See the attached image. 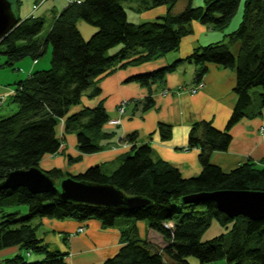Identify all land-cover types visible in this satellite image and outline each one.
I'll return each instance as SVG.
<instances>
[{"label": "trees", "instance_id": "trees-1", "mask_svg": "<svg viewBox=\"0 0 264 264\" xmlns=\"http://www.w3.org/2000/svg\"><path fill=\"white\" fill-rule=\"evenodd\" d=\"M126 1L132 0H71L54 18L44 38L38 37L44 16H18L16 24L0 40L8 64L26 56L37 59L49 44L52 46L51 66L20 79L11 95L16 110L0 114V182L8 171L39 166L44 155L58 153L61 122L64 133L76 134L80 151V155H69V160H79L83 153L101 149L99 138L111 134L102 129L110 119L109 113L103 100L73 110L83 96L99 95L100 79L119 67L137 66L177 50L183 37L192 32L195 20L212 28H224L243 3L241 20L226 40L196 46L183 58L125 79L148 88L149 93L137 101L146 111L155 104L152 85L164 80L183 60L195 64V81L204 77L211 64L230 67L236 74L237 98L232 113L223 129L207 119L191 124L187 146L200 149L202 166L194 176L185 177L170 162L155 159L150 144L136 145V131L126 134L125 139L132 146L111 172L99 164L75 174L61 167L46 170L57 182L72 175L78 180L110 183L127 195L148 199L147 204L132 210L62 200L54 193L33 192L23 185L0 187V250L19 246L28 253L33 250L41 254L36 260H28L16 253L0 260V264H67L65 251L51 248L38 236L36 225L31 223L36 216L80 220L94 217L105 226L114 225L119 218L142 219L164 239L162 245H157L140 238L133 223L122 230L123 244L103 264H188L190 256L197 257L200 264H216L218 260L227 264H264V217H230L210 197L186 200L216 190H264V165L248 160L224 170L211 160L213 151L229 147L231 127L245 116L260 113L264 107V0H200V4L187 0L178 12L173 8L179 0H140L144 10L167 7L164 14L143 22L128 18ZM15 2L19 6L21 0ZM80 19L95 27L88 38L77 25ZM117 44L120 47L109 53ZM234 44L238 45L236 51L232 49ZM256 86L262 90L258 93V106L251 113L252 89ZM158 130L167 139L172 125L160 122ZM14 203L27 204L28 213L19 216L16 211L3 208ZM213 219L223 231L202 240Z\"/></svg>", "mask_w": 264, "mask_h": 264}, {"label": "crops", "instance_id": "crops-1", "mask_svg": "<svg viewBox=\"0 0 264 264\" xmlns=\"http://www.w3.org/2000/svg\"><path fill=\"white\" fill-rule=\"evenodd\" d=\"M194 2L200 4V0H194ZM68 3V0H27L26 6H17L18 16H44L49 21L48 27H50L54 18ZM186 3L187 0L184 1L182 7ZM166 9L167 7L164 5L161 8L148 9L144 13L146 16L154 13L159 16L164 14ZM135 17L138 16L134 14L131 17L128 14V18L132 21H136ZM241 17L242 9L239 7L235 16L222 29L212 28L195 20L192 22V32L183 37L177 50L137 66L119 67L104 75L99 81L101 93L91 98L84 95L81 104L73 108V110H77L83 105L94 106L103 100L110 119L120 118V122L117 124L107 122L103 125V131L111 132V134L106 138H99L102 148L96 152L83 153L79 160H68L69 155L73 157L80 155V151L77 146L76 134L73 132L64 133V124L61 122L59 124V132L62 136L61 148L58 153L44 155L39 162V167L44 170L61 167L75 174L91 165L99 164L106 172H111L118 165L119 158L132 146V144L120 145L119 141L126 134L136 131L135 144H150L155 159L170 162L178 167L185 177L197 175L202 168L199 160L200 149L187 146L190 126L196 120L207 119L211 120L217 128L225 127L237 98L234 91L235 70L211 64L208 72L201 79L203 85L193 92L191 88L198 82L194 80L196 66L191 61L183 60L175 70L165 75L164 80L152 85L155 104L146 111H142L141 103L137 104V101L149 93L148 88L136 81H126L125 79L136 72L151 70L172 63L178 58H183L196 46L226 40L227 34L238 26ZM77 25L85 38L91 36L95 31V27L84 20H78ZM232 47L236 51L238 45L234 44ZM37 65L36 61L31 72ZM12 81L13 79L0 81V99L12 95L15 88L11 85ZM125 99L130 102L125 105L122 111L123 115H120V110L117 107ZM258 102L259 98L256 95L251 105V113L255 112ZM4 103L2 100L0 108L4 106ZM12 109L15 110L16 106ZM160 122L172 125V134L167 139L162 138L159 134L158 124ZM263 127L264 107L260 113L245 116L231 127L232 140L229 147L225 150L213 151L212 162L224 170H230L248 160L256 162L259 166L264 165ZM133 223L137 226L140 238L162 245L164 239L149 227L147 221L142 219L119 218L111 226H105L98 218L94 217L80 220L75 217L44 216L36 218L34 222L39 237L51 248L65 251L67 264H103L105 259L114 255L123 244L122 230ZM16 253L26 256L27 252H23V248L19 246L7 247L0 250V260ZM31 254L33 255V253ZM33 257L40 258L41 254L37 253ZM188 264H197V261L189 259ZM216 264L227 263L223 260Z\"/></svg>", "mask_w": 264, "mask_h": 264}, {"label": "water", "instance_id": "water-1", "mask_svg": "<svg viewBox=\"0 0 264 264\" xmlns=\"http://www.w3.org/2000/svg\"><path fill=\"white\" fill-rule=\"evenodd\" d=\"M12 0H0V40L18 21ZM26 186L33 192H51L62 200L113 206L132 210L148 203L142 195H127L110 183L78 180L72 175L58 182L46 170L39 166L17 168L6 173L0 187ZM201 197L212 198L218 208L230 217L244 215L252 218L264 217V190L224 189L202 193L187 198L195 200Z\"/></svg>", "mask_w": 264, "mask_h": 264}, {"label": "rangeland", "instance_id": "rangeland-1", "mask_svg": "<svg viewBox=\"0 0 264 264\" xmlns=\"http://www.w3.org/2000/svg\"><path fill=\"white\" fill-rule=\"evenodd\" d=\"M12 1L14 2L13 5H14L15 12L18 14V7L16 6V2H15V0H12ZM68 1H71V0H68ZM184 1L185 0H179L175 4L173 10L175 12H178V11L182 10V8H183L182 5H183ZM26 4H27V0H21L20 6L24 7V6H26ZM124 4L126 6L128 14H130L131 17L134 14L138 16L137 18L135 17L136 21H134V22H143V21H147V20H154V19L157 18V13H154V14H152L150 16H146L144 11H146L148 9L144 10L143 7L141 8L142 5H141V1L140 0L139 1L138 0L126 1V2H124ZM130 5H131V7H130ZM162 6H164V5H159V6L151 8V9L161 8ZM16 7H17V9H16ZM138 7H140V8H138ZM240 8L243 10V3H241ZM147 13H149V12H147ZM48 22H49L48 20H45L43 29L39 33V36H38L39 38H44L45 37V35H46L47 31H48V28H49L48 27ZM119 47H120V44L114 45L113 47H111L108 50V52L112 54ZM4 48H5L4 44L0 43V68L2 69L0 71V81H5V80L7 81L8 79H13V81L11 82L12 86H16L17 82L20 79L26 78L31 73V68L34 66V63L36 61L38 62V65L33 69V71L37 70V69L49 68L51 66V50H52L51 44L48 45L47 50L45 51V53L43 55H41L39 58L33 59L32 57L26 56V57H24V58H22L20 60L15 61L13 64L6 63L7 57H6V54L3 53ZM20 75H22V76H20ZM194 87L195 86H193L191 88L192 91H193ZM254 90H256L257 92L254 91ZM261 90H262L261 86L253 87V89H252V98H255L256 95L258 96V93ZM193 92H195V91H193ZM0 100H1L0 103H2V100L5 102L4 106H1V108H0V114H5V115L10 114V113L14 112V110L12 108H14L15 106L17 108L16 102H14L12 100V96L11 95H7V97H5L4 99H0ZM128 102H130V101L125 99V100H122L118 104L117 108L120 110V115H123L122 111H123L125 105ZM117 119L120 122V118L118 117ZM111 120L112 119H109V121H108L110 124H117V123H113ZM263 129H264V127H263ZM119 144L120 145L123 144L124 146H127V145H131L132 142L126 140L125 137H124L123 139H121L119 141ZM64 169H65V171L67 170L66 168H64ZM3 208L5 210H7V211H16V212H18L19 216L28 213V206H27V204H24V203L9 204V205L3 206ZM36 218H38V217L36 216L34 218H31V223L32 224H34ZM221 231H223L222 226L220 225V223L216 219H213L211 224L208 226V228L203 232V234L201 236V239L202 240L209 239V238L217 235ZM23 252H27V251L23 248ZM29 253L30 254L33 253V255H37V252H35L33 250H30ZM25 254H26V258L28 260H36V258L33 257L32 254L30 255V254H28V252L25 253ZM189 259H195L197 261V264H200L199 259L197 257H195V256H190ZM221 261H223V260H218V262H221Z\"/></svg>", "mask_w": 264, "mask_h": 264}, {"label": "built area", "instance_id": "built-area-1", "mask_svg": "<svg viewBox=\"0 0 264 264\" xmlns=\"http://www.w3.org/2000/svg\"><path fill=\"white\" fill-rule=\"evenodd\" d=\"M203 85V81L200 80L197 82V84L195 85V87L193 88V91H196L199 87H201ZM113 123H118V119H112L111 120Z\"/></svg>", "mask_w": 264, "mask_h": 264}]
</instances>
